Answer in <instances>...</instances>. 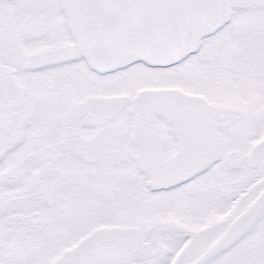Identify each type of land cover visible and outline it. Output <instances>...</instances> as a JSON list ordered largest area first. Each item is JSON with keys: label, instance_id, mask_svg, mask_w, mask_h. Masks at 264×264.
<instances>
[{"label": "snow or ice", "instance_id": "snow-or-ice-1", "mask_svg": "<svg viewBox=\"0 0 264 264\" xmlns=\"http://www.w3.org/2000/svg\"><path fill=\"white\" fill-rule=\"evenodd\" d=\"M0 264H264V0H0Z\"/></svg>", "mask_w": 264, "mask_h": 264}]
</instances>
